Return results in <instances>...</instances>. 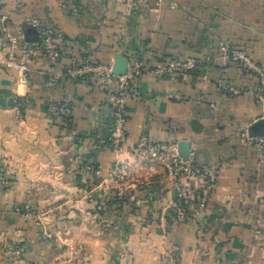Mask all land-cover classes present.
<instances>
[{
	"label": "crops",
	"instance_id": "0c3cea01",
	"mask_svg": "<svg viewBox=\"0 0 264 264\" xmlns=\"http://www.w3.org/2000/svg\"><path fill=\"white\" fill-rule=\"evenodd\" d=\"M0 2L19 44L42 28L70 42L56 65L40 52L20 82L4 65L11 46L0 34V177L9 182L0 186V264H59L74 253L80 264H264V145L244 137H264V96L258 78L221 49L264 68V0ZM118 56L142 72L113 151L102 141L118 84L103 90L96 77L54 81L50 73L85 61L113 68ZM171 59L211 63L186 75L152 72ZM64 102L68 116L52 110ZM142 136L219 170L205 209L179 218L162 166L114 182L113 164L132 159ZM120 188L128 200L116 198Z\"/></svg>",
	"mask_w": 264,
	"mask_h": 264
},
{
	"label": "built area",
	"instance_id": "2783aa9c",
	"mask_svg": "<svg viewBox=\"0 0 264 264\" xmlns=\"http://www.w3.org/2000/svg\"><path fill=\"white\" fill-rule=\"evenodd\" d=\"M0 34L8 38L11 50L4 59V65L10 71L16 73L20 82L27 80V75L31 71V62L41 52L54 65H56L68 51L70 42L65 34L59 30L42 28L36 41L24 40L21 44L11 35L9 29V18L1 11L0 2ZM227 61H232L245 73L254 75L258 78L259 90L257 96H264V68L256 63L251 57L239 50H229L225 45L221 46ZM211 63L209 59H171L163 65L158 66L152 72L158 75L175 76L186 75L196 72L199 68ZM142 66L135 63L129 66L128 71L123 76L113 73V68L101 63H91L85 61L80 64L66 66L50 73L54 81H61L66 78L82 79L85 77H96L101 89L108 90L112 83L116 82L119 86L118 91L111 95L112 98V125L111 131L107 139L102 144L113 151H119L122 148V141L125 136L127 124L125 97L130 94H136V89L132 86L133 79L141 74ZM225 90L232 95H239L242 90L227 84ZM71 105L68 102L55 104L52 110L68 116ZM245 139L250 142H257L264 145V137H253L245 133ZM146 160L150 162H159L165 166V179L171 184L172 189L176 193L175 206L177 208V216L184 218L188 216L189 209L196 206L198 210L205 209L207 200L210 197L215 182L217 180L219 170L215 167L198 163L193 156L184 157L179 153L176 144L166 142H153L148 137L142 136L135 144L133 161ZM129 163V162H128ZM127 162H116L111 170V177L115 183L121 184L128 179V175L132 173L130 165ZM96 175L100 170L92 166L88 167ZM197 182V184L195 183ZM8 179L2 177L0 184L6 186ZM117 198L123 200L125 198L124 191L120 188L117 192ZM136 201L134 197H131ZM26 216H33L31 209L26 208ZM23 255V250L17 251V257Z\"/></svg>",
	"mask_w": 264,
	"mask_h": 264
},
{
	"label": "rangeland",
	"instance_id": "374dc122",
	"mask_svg": "<svg viewBox=\"0 0 264 264\" xmlns=\"http://www.w3.org/2000/svg\"><path fill=\"white\" fill-rule=\"evenodd\" d=\"M130 161H132V160L131 159L128 160L127 163L129 162L128 164L130 165V167H128V168H131L132 173H130V175H128V179L127 180H125L123 183H121L119 185H123L127 181H129V180H131L133 178H136V177L140 176L141 174H143L145 172L152 171L153 167L157 166V165L158 166H162L163 170H165L164 164H161L159 162H150V161H146L145 159L144 160H136V161H133L131 163H130ZM1 178L2 177H0V179ZM0 186H3V185L0 184ZM116 198H117V195H116ZM0 238H1V236H0ZM17 251L18 250H16L14 252V258L17 259V260H20L23 257V255H24V251H23L22 257H20V258L17 257ZM80 261H81L80 256L77 253H74L67 262H61L59 264H80L81 263Z\"/></svg>",
	"mask_w": 264,
	"mask_h": 264
},
{
	"label": "water",
	"instance_id": "95a60500",
	"mask_svg": "<svg viewBox=\"0 0 264 264\" xmlns=\"http://www.w3.org/2000/svg\"><path fill=\"white\" fill-rule=\"evenodd\" d=\"M128 68H129L128 60L118 56L117 59H116V63L114 65V67H113V73L115 75H118V76H123V75H125L127 73ZM180 154L182 156H184V157H187L189 153L186 150V151H184V153L180 152Z\"/></svg>",
	"mask_w": 264,
	"mask_h": 264
},
{
	"label": "trees",
	"instance_id": "16d2710c",
	"mask_svg": "<svg viewBox=\"0 0 264 264\" xmlns=\"http://www.w3.org/2000/svg\"><path fill=\"white\" fill-rule=\"evenodd\" d=\"M126 200H128V199H126V197L123 199V201H126Z\"/></svg>",
	"mask_w": 264,
	"mask_h": 264
}]
</instances>
